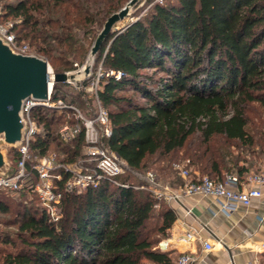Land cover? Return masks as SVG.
<instances>
[{"label": "trees", "instance_id": "obj_1", "mask_svg": "<svg viewBox=\"0 0 264 264\" xmlns=\"http://www.w3.org/2000/svg\"><path fill=\"white\" fill-rule=\"evenodd\" d=\"M128 1H7L2 3V20L12 21L18 40L45 57L55 72H64L85 61L107 18ZM140 3L135 7L141 14L112 31L95 55V67L102 63L106 71L119 74L103 77L99 90L109 111L108 144L132 169L154 167L173 185L182 179L171 160L182 150L188 166L203 175L222 179L235 171L244 177L250 165L245 159L240 163L229 148L240 153L260 144L250 127L248 107L252 102L264 106V0ZM59 97L80 106L93 101L66 82L53 85V98ZM34 116L42 127L30 145L34 159L61 152L58 158L72 163L84 155L82 133L70 141L59 135L61 126L79 121L73 111L59 114L38 107ZM260 147L264 150V143ZM9 154L12 175L20 155L15 146ZM33 164H27L19 189H0V211L17 215L20 236L17 244L7 232L0 233L1 244L16 247H0V264L174 261L159 248L178 218L173 205L148 189H135L120 175L130 186L104 180L97 188L65 191L63 216L55 222L34 191L38 177ZM11 196L19 198L15 209L8 201ZM157 216L153 231L150 220Z\"/></svg>", "mask_w": 264, "mask_h": 264}, {"label": "built area", "instance_id": "obj_2", "mask_svg": "<svg viewBox=\"0 0 264 264\" xmlns=\"http://www.w3.org/2000/svg\"><path fill=\"white\" fill-rule=\"evenodd\" d=\"M2 14L3 11H0V39L14 53L39 56L32 51L28 43L18 40L12 30L13 22L2 20ZM39 57L46 59L42 56ZM65 72L68 78L64 82L77 92L92 98L95 104L92 112L89 115L85 114L79 104L63 97L54 99V83L51 84L46 100L36 99L33 96L25 98L20 109L23 123L21 140L15 145H9V147L15 146L18 149L20 155L18 170L12 175L0 174V189L12 191L19 189L26 176L27 164L34 162L33 169L38 177L34 191L46 207L51 220L55 222H58L63 216L61 200L65 191L79 193L87 188H97L104 180L118 186L128 187L130 185L123 183L119 176L131 170L146 182L144 185L133 184L135 189L146 187L156 199L165 200L171 205L181 203L183 198L192 195L213 196L217 200L220 210L226 215H230L240 206H249L254 201L263 198L264 169L251 170L242 178L234 171L227 173L222 179H214L188 166L189 160H187L185 165L174 164V169L182 179L178 185L164 182L155 171L140 172L132 169L107 142L112 133L109 111L99 98L103 77L110 74L119 76V74L114 71H106L102 63L95 67L94 57L88 58L82 65L76 63L75 69ZM78 75H80L79 78ZM38 107L56 109L59 114H66L69 110L73 111L79 121L61 126L59 135L63 141H70L82 133L86 144L84 156L72 163L61 161L56 152L43 155L38 159L33 158L30 145L35 136L42 131L41 125L34 116V110ZM260 221L264 222V217H260ZM198 239L199 237L193 229L186 224H181L180 229L163 239L159 246L160 249L170 253L179 250L178 256L170 264H196L199 257L191 250V245ZM200 240L204 250L213 249L211 241ZM257 250H264V241L257 245Z\"/></svg>", "mask_w": 264, "mask_h": 264}, {"label": "crops", "instance_id": "obj_3", "mask_svg": "<svg viewBox=\"0 0 264 264\" xmlns=\"http://www.w3.org/2000/svg\"><path fill=\"white\" fill-rule=\"evenodd\" d=\"M173 206L178 218L169 235L181 224L197 233L199 239L191 245L199 257L196 264H264V250H257L264 241V222L260 221L264 217V196L230 215L220 210L213 196L192 195ZM200 239L211 241L213 249L204 250ZM178 253L179 250L171 253L174 259Z\"/></svg>", "mask_w": 264, "mask_h": 264}, {"label": "water", "instance_id": "obj_4", "mask_svg": "<svg viewBox=\"0 0 264 264\" xmlns=\"http://www.w3.org/2000/svg\"><path fill=\"white\" fill-rule=\"evenodd\" d=\"M141 0H129L118 11L113 12L106 20L91 48L95 57L112 31L118 24L131 15V10ZM64 72L51 71L47 59L35 55L14 53L0 39V137L9 145H15L22 137L23 123L20 109L25 98H48L51 84L67 81ZM5 165L4 153L0 142V169Z\"/></svg>", "mask_w": 264, "mask_h": 264}, {"label": "rangeland", "instance_id": "obj_5", "mask_svg": "<svg viewBox=\"0 0 264 264\" xmlns=\"http://www.w3.org/2000/svg\"><path fill=\"white\" fill-rule=\"evenodd\" d=\"M7 1H16V0H2L0 2V11H4L2 3H4V2L6 3ZM145 1L146 0H141L139 7H141L145 3ZM161 1H165V0H161ZM138 14H141V13L138 11L137 7H133L131 10V15L128 16L122 22H120L118 24V27L119 28L123 27L129 21H132L133 19H135ZM90 52L87 55L85 61L80 63L79 65L84 64L88 60V58H92ZM95 62H96V60L94 57V63ZM73 69H75V66H74V68H72L70 70H73ZM66 71H68V70H66ZM52 72L55 73L53 68H52ZM94 105L95 104L93 101H90V102L82 101L81 108L85 114L89 115L92 112L91 110H92V108H94ZM248 115H249L250 119L252 120L250 127H251L253 133L256 135L257 141L260 144L264 143V106L261 105L260 102L250 103V105L248 107ZM0 142H1V148H2V151L4 153V158H5V165L0 169V174H8L10 172V170L13 168L12 161H11L10 154H9L10 147H9V144L6 142L4 137L0 138ZM260 144L257 143L250 150H247V148H245L244 151H240V153L238 152V150L234 146L230 147L229 149L234 151L235 156H239L240 163H243V160L245 159V160H247V164L250 165V167L253 170L258 171V170L264 169V150L260 147ZM83 153H85V149H84ZM59 155H62V153L57 152V156H59ZM183 156H184V150L176 153V155L171 160L173 167H174L175 163H180L181 165L186 164L187 160H185L183 158ZM81 157L82 156L77 157V160H79ZM167 161L168 160H165V163ZM160 163L162 164L164 162H160ZM153 168H151L150 170L156 172V170H154ZM147 169H149V168H147ZM146 170H141V171H146ZM156 173L161 177V175L158 172H156ZM123 175H125V177H127V180L130 181V183H132L134 185H142V184L144 185L146 183L133 170L127 171ZM175 176L177 178L178 174ZM161 179L168 184H172V182H170L171 178L164 180L163 177H161ZM174 180L176 182L178 181L175 178H174ZM176 184H178V183H176ZM140 191L145 192V191H147V188L146 187L141 188ZM27 199L31 200L32 196L27 197ZM18 200H19L18 197H12V196L8 199V201L11 205V209H15L18 206V204H17ZM33 203H35V202L33 201ZM16 219H17V215L15 213H13L11 211L10 212L0 211V233L2 231L7 232L10 239L15 241V243L20 244V236L18 233L19 232V224L15 223ZM159 221H160V218L158 216L155 218H152L150 220L151 224L149 225V228H152L153 231L156 230V227L159 225V223H158ZM153 235H156V232H154ZM163 239H165V238H163ZM0 247H4L6 250H8V249L15 250L16 249L15 244L11 245L9 243H3V244L0 243ZM159 248H160V246H159ZM143 264H155V263L151 260L145 259V260H143Z\"/></svg>", "mask_w": 264, "mask_h": 264}, {"label": "bare ground", "instance_id": "obj_6", "mask_svg": "<svg viewBox=\"0 0 264 264\" xmlns=\"http://www.w3.org/2000/svg\"><path fill=\"white\" fill-rule=\"evenodd\" d=\"M80 75H78V78H79Z\"/></svg>", "mask_w": 264, "mask_h": 264}]
</instances>
